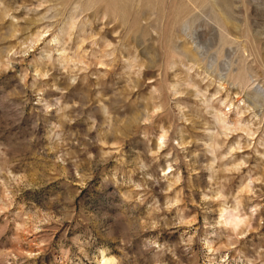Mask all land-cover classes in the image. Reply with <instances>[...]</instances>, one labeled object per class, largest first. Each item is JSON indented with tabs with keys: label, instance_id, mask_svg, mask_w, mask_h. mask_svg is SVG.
<instances>
[{
	"label": "rangeland",
	"instance_id": "1",
	"mask_svg": "<svg viewBox=\"0 0 264 264\" xmlns=\"http://www.w3.org/2000/svg\"><path fill=\"white\" fill-rule=\"evenodd\" d=\"M101 263L264 264V0H0V264Z\"/></svg>",
	"mask_w": 264,
	"mask_h": 264
},
{
	"label": "bare ground",
	"instance_id": "2",
	"mask_svg": "<svg viewBox=\"0 0 264 264\" xmlns=\"http://www.w3.org/2000/svg\"><path fill=\"white\" fill-rule=\"evenodd\" d=\"M197 14V12H194V13H192L191 14V16H194V15H196ZM105 262V261H104ZM101 264H104V263H101Z\"/></svg>",
	"mask_w": 264,
	"mask_h": 264
}]
</instances>
